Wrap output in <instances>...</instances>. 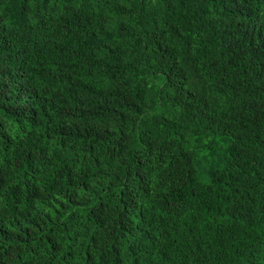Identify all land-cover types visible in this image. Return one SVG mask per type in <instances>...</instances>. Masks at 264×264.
I'll return each instance as SVG.
<instances>
[{
    "label": "trees",
    "instance_id": "1",
    "mask_svg": "<svg viewBox=\"0 0 264 264\" xmlns=\"http://www.w3.org/2000/svg\"><path fill=\"white\" fill-rule=\"evenodd\" d=\"M0 264H264V0H0Z\"/></svg>",
    "mask_w": 264,
    "mask_h": 264
}]
</instances>
